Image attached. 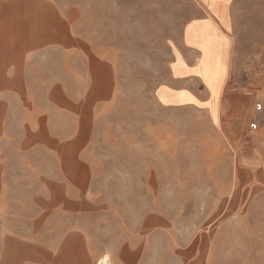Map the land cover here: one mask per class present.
Listing matches in <instances>:
<instances>
[{"label":"rangeland","instance_id":"obj_1","mask_svg":"<svg viewBox=\"0 0 264 264\" xmlns=\"http://www.w3.org/2000/svg\"><path fill=\"white\" fill-rule=\"evenodd\" d=\"M74 1L94 6L85 20L115 86L95 116L101 217L90 225L136 236L135 264H264V105L254 106L264 104V0H243L233 76L222 102L219 78L201 108L163 107L156 96L197 16L193 0H61Z\"/></svg>","mask_w":264,"mask_h":264},{"label":"crops","instance_id":"obj_2","mask_svg":"<svg viewBox=\"0 0 264 264\" xmlns=\"http://www.w3.org/2000/svg\"><path fill=\"white\" fill-rule=\"evenodd\" d=\"M193 2L198 13L182 27L174 74L157 89L163 107L201 108L219 78L222 102L233 76L243 0ZM93 7L0 0V264H97L106 254L116 264L136 262V236L90 225L101 217L92 211L95 116L115 88L85 20Z\"/></svg>","mask_w":264,"mask_h":264},{"label":"built area","instance_id":"obj_3","mask_svg":"<svg viewBox=\"0 0 264 264\" xmlns=\"http://www.w3.org/2000/svg\"><path fill=\"white\" fill-rule=\"evenodd\" d=\"M263 77H264V74H263ZM264 104L262 103V102H259V101H257L255 104H254V106H255V110H261L262 109V106H263ZM252 127H256V124L255 123H252Z\"/></svg>","mask_w":264,"mask_h":264},{"label":"bare ground","instance_id":"obj_4","mask_svg":"<svg viewBox=\"0 0 264 264\" xmlns=\"http://www.w3.org/2000/svg\"><path fill=\"white\" fill-rule=\"evenodd\" d=\"M128 8V7H127ZM120 11V10H119ZM130 14V13H129ZM113 17V16H112ZM116 18V17H115ZM114 18V19H115ZM121 27V26H120ZM120 30V29H119ZM122 31V30H121ZM121 34V33H120ZM122 40V39H121ZM136 195V194H135ZM101 260V261H100ZM99 260V263L98 264H106L107 263V259H106V257L105 258H102V259H100Z\"/></svg>","mask_w":264,"mask_h":264}]
</instances>
